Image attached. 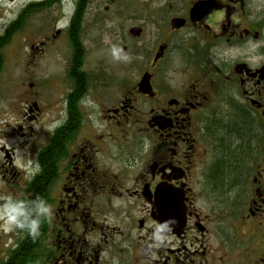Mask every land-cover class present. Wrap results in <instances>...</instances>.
<instances>
[{
	"label": "flooded vegetation",
	"instance_id": "flooded-vegetation-1",
	"mask_svg": "<svg viewBox=\"0 0 264 264\" xmlns=\"http://www.w3.org/2000/svg\"><path fill=\"white\" fill-rule=\"evenodd\" d=\"M110 3L106 14L99 0H0V75L10 35L37 14L55 33L36 50L69 51L29 165L40 170L24 179L2 166L20 176L2 181L14 199L41 197L52 215L36 239L0 228V264H264V4ZM99 42L112 52L96 53ZM117 43L128 44L119 67ZM225 141L242 157L222 179Z\"/></svg>",
	"mask_w": 264,
	"mask_h": 264
},
{
	"label": "rangeland",
	"instance_id": "rangeland-1",
	"mask_svg": "<svg viewBox=\"0 0 264 264\" xmlns=\"http://www.w3.org/2000/svg\"><path fill=\"white\" fill-rule=\"evenodd\" d=\"M99 1L102 4L104 3L100 9L105 10L106 8H103L105 4H107V7L111 5L110 0ZM260 3L264 4V0H260ZM150 6L149 14L151 19L154 20L153 15L158 12L151 10ZM16 13V10L8 9L6 12L8 21H11ZM105 13L107 14L108 10H105ZM51 16L52 18L55 17L54 12H51ZM125 21L118 20L116 22L124 25ZM25 24L27 25L10 38L5 46L3 71L0 75V198L12 194V190L6 189L7 185L4 187L2 181L11 180V183H13L20 178L19 175L12 177V173H6L5 168L2 167L3 165L13 162L17 173H21L24 179L31 176L32 170L29 169V162L31 161L34 164L33 156L41 147L40 143L43 142L44 134L52 130V122L55 120L56 115L54 112L56 108L50 103V100L56 97V91L58 90L56 85L59 77L61 78V85L65 83L68 69L66 60L69 51L68 47L63 46L62 41L58 42L57 46H46L50 44L47 42L48 44L41 46L39 51L36 50L46 40V37L50 38V34L55 33L53 26L50 24V13L37 14ZM64 24L65 22L62 21L56 29H62ZM105 31H107L106 27L101 26L98 28V26H95L90 30V33L91 35H101V32ZM90 45L99 46L95 51L96 53L106 54L112 52L108 49L109 43L99 42L96 44L90 43ZM126 46H128L127 43H117L113 49L117 67H119L118 64L125 62L127 52L124 48ZM255 60L261 62V60ZM63 87H65V84L60 86V89ZM27 103H34L37 108L39 107L40 112L37 120L32 121L27 117H23V113H27ZM21 126H23L22 129ZM7 153L12 155V158L7 159ZM3 175L7 178L4 179Z\"/></svg>",
	"mask_w": 264,
	"mask_h": 264
},
{
	"label": "clouds",
	"instance_id": "clouds-1",
	"mask_svg": "<svg viewBox=\"0 0 264 264\" xmlns=\"http://www.w3.org/2000/svg\"><path fill=\"white\" fill-rule=\"evenodd\" d=\"M32 162H29L31 166ZM40 170L39 163H35L32 168L33 173ZM4 203L0 204V228L5 231H14L16 229L26 231L29 236L36 239L40 235L42 223L50 219L52 207L47 200L37 197L32 199H18L12 195L3 198ZM34 205L30 208L29 205ZM33 213L35 217L33 218Z\"/></svg>",
	"mask_w": 264,
	"mask_h": 264
},
{
	"label": "trees",
	"instance_id": "trees-1",
	"mask_svg": "<svg viewBox=\"0 0 264 264\" xmlns=\"http://www.w3.org/2000/svg\"><path fill=\"white\" fill-rule=\"evenodd\" d=\"M79 20H80V12H79V16H77L75 18V21H76V24H77L76 28H78V25H79L78 21ZM17 25H18L17 22L13 23L12 27H11V31L16 29L18 27ZM14 34L10 35L9 40H10V38H12L14 36ZM224 139H226V138H224ZM225 143H226V146H225L224 153L221 156V161H224L223 162V165H225L224 169H226L228 167V170H230L231 174H229V171L227 172V174H224V172L222 173L221 172L222 170H220V173H218V175L221 178H222L223 175H229L230 177H232V176L235 177V174H237V172L234 173V170H238L237 169V165H238L239 159H240V157H242V155H241V153H239L238 156H234L235 151H233L232 148H228V145H227L226 141H225ZM48 156L49 155H46L47 158H48ZM234 167H235V169H234Z\"/></svg>",
	"mask_w": 264,
	"mask_h": 264
},
{
	"label": "water",
	"instance_id": "water-1",
	"mask_svg": "<svg viewBox=\"0 0 264 264\" xmlns=\"http://www.w3.org/2000/svg\"><path fill=\"white\" fill-rule=\"evenodd\" d=\"M34 107H36V108H37V105H36V104H34Z\"/></svg>",
	"mask_w": 264,
	"mask_h": 264
}]
</instances>
